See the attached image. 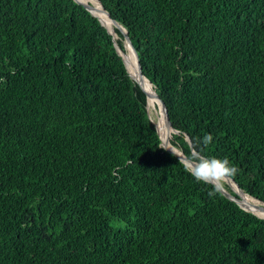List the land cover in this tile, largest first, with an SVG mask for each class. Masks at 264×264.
Returning a JSON list of instances; mask_svg holds the SVG:
<instances>
[{"label": "trees", "instance_id": "1", "mask_svg": "<svg viewBox=\"0 0 264 264\" xmlns=\"http://www.w3.org/2000/svg\"><path fill=\"white\" fill-rule=\"evenodd\" d=\"M100 1L170 142L211 134L203 154L264 202V0ZM146 96L82 4L0 0V264H264V218L209 197Z\"/></svg>", "mask_w": 264, "mask_h": 264}, {"label": "clouds", "instance_id": "2", "mask_svg": "<svg viewBox=\"0 0 264 264\" xmlns=\"http://www.w3.org/2000/svg\"><path fill=\"white\" fill-rule=\"evenodd\" d=\"M212 140L211 134H205L200 140L190 143L188 155L180 159L184 169L197 182L211 186L209 197L218 195L224 189L226 181L238 172L227 158L209 157L203 154L199 145L207 146Z\"/></svg>", "mask_w": 264, "mask_h": 264}, {"label": "bare ground", "instance_id": "3", "mask_svg": "<svg viewBox=\"0 0 264 264\" xmlns=\"http://www.w3.org/2000/svg\"><path fill=\"white\" fill-rule=\"evenodd\" d=\"M83 2H87L90 3L93 8L92 10L94 11V13L96 15H98L102 22L108 26V28L114 33L115 35V24L114 22L110 19V17L102 10V6L100 5V3L98 2V0H80ZM123 30L125 31V29L123 28ZM127 46L129 49V59L124 55L128 69L130 71V73L132 74V76H134L136 79L141 80V86L146 90L147 95H148V99H149V103L151 104V107L154 106L153 105V98L155 99V102L157 103V105L160 108L161 114L159 117L158 122L156 123L160 136L162 138V140L165 142V144L167 146H169L171 149H173L176 153L178 154H182V150H180L179 148H177L176 146H174L169 138H168V131H167V125L169 127V129H172V127L168 124L167 120H166V115H165V111H164V106L160 103V101L157 99L156 94L154 92V88L151 85V83L149 82V80L146 77H141L139 75V67H138V62L137 59L135 61L134 56L132 54V47L131 45L127 42ZM124 54V52H123ZM154 120V119H153ZM165 122L167 123V125L165 124ZM227 181H229L231 188L234 190V192L236 194H238L239 197V201L246 207H248L251 210L256 211L258 214L264 216V210H261L259 208H257L258 206L262 205V203L258 202L257 200L253 199L249 194L245 193L237 184L234 183V181L232 179H228Z\"/></svg>", "mask_w": 264, "mask_h": 264}, {"label": "water", "instance_id": "4", "mask_svg": "<svg viewBox=\"0 0 264 264\" xmlns=\"http://www.w3.org/2000/svg\"><path fill=\"white\" fill-rule=\"evenodd\" d=\"M77 1L78 3L82 4L86 9H88L92 14H94L95 16H97L99 18V20L101 21V23L107 28V30L109 31V33H111L113 35V40H114V44H115V47L118 51V53L123 57V60L126 64V67L128 69V66H127V63H126V60H125V57H124V54L123 52L125 51L123 48L120 47V45L118 44L117 40H116V37L114 36V33L108 28L107 25H105L101 18L96 15L94 13V11L92 10L93 6L90 4V3H87V2H83V1H80V0H75ZM98 2L100 3V5L102 6V10L110 17V19L114 22L115 24V29L117 28L118 31L121 33L122 37H123V44H124V47L126 48V43L128 42L133 51H134V56L136 57L137 59V62H138V67H139V75H140V78L141 77H146L143 73V69H142V63H141V60H140V55H139V52L138 50L136 49V47L134 46V43L131 39V37L129 36V33L127 31V29L105 8V6L102 4V2L100 0H98ZM123 28L125 29V31L123 30ZM128 72L130 74V76L139 84V86L141 87L143 93L145 94L146 96V92L144 91L143 87L141 86V83L140 81L141 80H137L134 76H132V74L130 73L129 69H128ZM147 78V77H146ZM148 79V78H147ZM149 80V79H148ZM149 82L151 83V85L153 86V83L149 80ZM154 88V87H153ZM154 92L156 94V97L157 99L160 101V103L164 106V111H165V115H166V120L168 122V124L174 129V133L178 132L172 125L171 123V120H170V116H169V112H168V109H167V106L165 104V102L161 99V97L158 95V93L156 92L155 88H154ZM147 98V110H148V113H149V116H150V104H149V99L148 97L146 96ZM151 118V117H150ZM154 122V121H153ZM155 123V122H154ZM156 124V123H155ZM157 126V125H156ZM157 131L159 133V130H158V127H157ZM159 136H160V133H159ZM188 140L190 141L191 143V140L189 137H187ZM160 139H161V145L168 151H170L172 154L175 153L176 156L179 158V159H182V158H185L187 155L182 152V154H178L176 153L173 149H171L169 146H167L165 144V142L162 140L161 136H160ZM172 143V142H171ZM232 179L239 187L240 185L233 179V178H230ZM226 183L229 185V187L231 188L230 186V183L229 181H226ZM241 188V187H240ZM232 189V188H231ZM242 189V188H241ZM243 190V189H242ZM232 191L234 192V190L232 189ZM244 191V190H243ZM225 196H227L229 199L231 200H234L235 202H237L242 208L248 210V211H251L253 212L254 214H256L257 216L261 217V218H264V216L258 214L256 211L254 210H251L249 209L248 207L244 206L240 201H239V197L236 195V194H233L230 190H228L225 186H224V189L221 191ZM245 192V191H244ZM246 193V192H245ZM251 196V195H250ZM253 199L257 200L258 202L262 203V205L258 206L257 208L261 209V210H264V202L261 201L260 199L254 197V196H251Z\"/></svg>", "mask_w": 264, "mask_h": 264}, {"label": "rangeland", "instance_id": "5", "mask_svg": "<svg viewBox=\"0 0 264 264\" xmlns=\"http://www.w3.org/2000/svg\"><path fill=\"white\" fill-rule=\"evenodd\" d=\"M117 33H115V35H116ZM128 44L126 43V48H124V50H126V57L129 59V49H128V46H127ZM150 104V103H149ZM153 105L154 106H152L151 107V104H150V117H151V119L155 122V123H157L158 122V120H159V117H160V114H161V111H160V108H159V106L157 105V103L155 102V99L153 98Z\"/></svg>", "mask_w": 264, "mask_h": 264}]
</instances>
